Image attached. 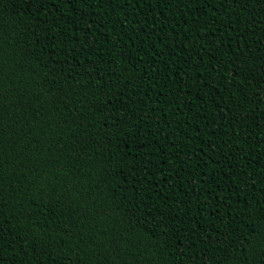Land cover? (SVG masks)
<instances>
[{"label":"trees","instance_id":"1","mask_svg":"<svg viewBox=\"0 0 264 264\" xmlns=\"http://www.w3.org/2000/svg\"><path fill=\"white\" fill-rule=\"evenodd\" d=\"M0 264H264V0H0Z\"/></svg>","mask_w":264,"mask_h":264}]
</instances>
